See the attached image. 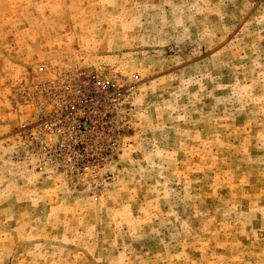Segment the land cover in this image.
Returning <instances> with one entry per match:
<instances>
[{
  "label": "rangeland",
  "instance_id": "374dc122",
  "mask_svg": "<svg viewBox=\"0 0 264 264\" xmlns=\"http://www.w3.org/2000/svg\"><path fill=\"white\" fill-rule=\"evenodd\" d=\"M76 70L139 75L84 158ZM0 264H264V0H0Z\"/></svg>",
  "mask_w": 264,
  "mask_h": 264
},
{
  "label": "built area",
  "instance_id": "2783aa9c",
  "mask_svg": "<svg viewBox=\"0 0 264 264\" xmlns=\"http://www.w3.org/2000/svg\"><path fill=\"white\" fill-rule=\"evenodd\" d=\"M139 75L131 80L123 76L102 75L94 71H72L58 80L51 89L53 108L48 115L47 127L63 138L59 145L69 150V156L84 158L90 153L84 146L69 139L71 131L86 132L108 114L120 107L134 94Z\"/></svg>",
  "mask_w": 264,
  "mask_h": 264
}]
</instances>
